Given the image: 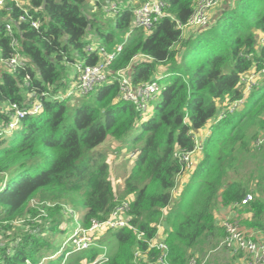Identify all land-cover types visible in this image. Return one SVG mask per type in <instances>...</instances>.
Instances as JSON below:
<instances>
[{
	"label": "trees",
	"instance_id": "trees-1",
	"mask_svg": "<svg viewBox=\"0 0 264 264\" xmlns=\"http://www.w3.org/2000/svg\"><path fill=\"white\" fill-rule=\"evenodd\" d=\"M114 2L117 13L108 9ZM166 2L167 15L151 31L133 28L135 6L129 0H96L100 14L117 17L110 30L103 29L101 18L86 14L91 0H28L26 7L41 20L38 29L20 20L24 12L17 7L0 12L2 57L14 53L1 21L6 18L14 24L19 53L27 61L26 69L15 73L0 64V221L5 223L0 229L10 230L15 221L37 216L34 200L81 202L80 221L87 227L93 219H107L120 199L131 197L128 213L137 231L108 230L99 241L109 257L103 264H153L160 251L150 249L149 242L157 236L166 208L169 258L186 264L193 256L204 259L219 246L226 236L220 210L228 211L252 193L244 209L254 216L233 218L246 225L248 233L261 231L264 236V170L254 151L258 138L264 137V75L246 98V87L240 84L252 68L260 71L264 66V42H259L264 0H226L208 26L187 38L177 22L187 23L198 0ZM92 34L109 52L123 44L110 66L111 78L86 96L63 97L77 65L101 60L97 51L86 49ZM121 69H129L137 86L160 77L148 116L119 99V84L112 75ZM242 98L244 104L231 111L230 105ZM36 101L42 104L39 113L21 119L12 133H3L14 114L12 104L24 108ZM207 131L191 179L175 198L183 166L175 153L193 151L197 133ZM130 138V173L118 199L108 152L97 148L111 139L121 155L120 146ZM242 168L247 170L243 173ZM63 223L59 204L38 220L25 221L15 244L10 241L0 249V264H41L46 255L59 251L54 242L56 234L67 231ZM137 252L142 255L138 263ZM103 253L92 247L72 254L66 264H89ZM63 262L64 257L54 261Z\"/></svg>",
	"mask_w": 264,
	"mask_h": 264
},
{
	"label": "built area",
	"instance_id": "built-area-1",
	"mask_svg": "<svg viewBox=\"0 0 264 264\" xmlns=\"http://www.w3.org/2000/svg\"><path fill=\"white\" fill-rule=\"evenodd\" d=\"M224 1L226 0H198L194 13L189 18L187 23L183 24L178 21L177 27L184 31L190 27L208 26L212 19V10L221 5ZM27 2L28 0H0V12L6 11L7 13H11V11L17 7L24 12V14L19 17L20 20L25 21L33 28L38 29L41 27V20L40 18L36 19L34 14L30 12L31 10L26 7ZM166 8V0H141L140 5L135 7L133 10V28H143L146 31H151L155 27L156 23L167 15ZM108 9L113 13H117V3H112ZM35 11H38V8H36ZM1 19V21L5 23L4 27L10 38L14 53L8 58L2 57L0 53V64H2L9 72L13 73L21 67L26 69L27 61L24 60L22 55L19 53L18 47H20V38L16 32L14 24L12 21H7L6 18ZM122 48L123 44H118L113 52H109L102 46L94 47L92 44H89L86 47L88 51H97L101 56V60L95 65L83 66L79 64L76 66L78 73L74 78L77 80L79 96H86L90 94L99 86L110 80V66L112 65L116 55L121 52ZM252 69L253 70L249 72L248 75L242 76L240 81V84L243 83L246 87L245 98L247 93H249L254 87L258 86L261 76L264 75V66L260 71H258L255 67ZM128 72L129 69H121L116 75H112V77L115 78L119 84V99L132 102L136 105V108L141 111L142 117H146L151 114L152 102L160 90V77L158 79H151L150 81L137 86L132 82ZM67 94L74 95V91L69 89ZM245 98L233 102L230 105L231 111L240 108L244 104ZM12 108L14 110V114H12L11 117L12 119L3 129V133L6 135L12 133L19 127L21 119L28 115H36L39 113L42 109V104L39 101H36L29 107L20 108L16 103H14L12 104ZM221 116H223V112L221 113ZM208 133L209 131H207L204 135L197 133L196 145L193 151H177L175 153L176 157H179L183 165L180 175L188 174L190 173V170L193 169L194 158L197 156L198 152L203 150V141L207 137ZM253 198L254 195L249 193L241 202L235 203L228 209V215L224 216V221L222 223L225 228L226 236L221 242V245L229 250L233 249L234 251L243 253L248 259V264H264V240L260 238L261 231L248 233L243 227H241L238 221L233 218V215L248 206ZM130 203V199L122 200L107 219L103 221L93 219L91 224L87 227H83L79 222H77L73 233L66 241V245L70 247L72 252H81L92 247L102 248L104 249V253L94 262L89 264H103L104 262H107L109 260L106 252L107 247L99 243L101 238L100 234L102 233L101 231L118 230L120 228H129L137 231V228L132 225V217L128 213ZM165 217L166 215L162 217L161 222L158 225L157 236L149 242L150 249H157L160 251L158 259L153 264H175L170 260L168 255L169 246L166 243L167 223ZM3 224L5 223L0 221V228ZM141 256L140 252L136 253V263L141 261ZM206 262V258L202 259L200 257L193 256L186 264H205ZM27 264L32 263L27 260Z\"/></svg>",
	"mask_w": 264,
	"mask_h": 264
},
{
	"label": "rangeland",
	"instance_id": "rangeland-1",
	"mask_svg": "<svg viewBox=\"0 0 264 264\" xmlns=\"http://www.w3.org/2000/svg\"><path fill=\"white\" fill-rule=\"evenodd\" d=\"M89 5V4H88ZM93 6L92 4L89 6H86L85 9H87L88 11H85L86 14H90V16H93L94 18L98 19L101 18V20L104 21V23L106 24L103 29L104 30H110L112 29V25L115 22L114 19H116V15L113 14H107L106 13H101L100 14V10L96 11L95 13L92 10ZM89 12V13H88ZM94 15H93V14ZM95 30V29H94ZM260 33V43L264 42V33L263 32H259ZM88 42L90 41V43L92 44H99L97 43V39L95 37H92L91 39H89V37L87 38ZM103 85V84H102ZM69 88L74 91V95L77 94L79 95L78 89H77V80L73 79L70 81V85H68ZM67 89V87H66ZM65 90V89H64ZM63 91V90H62ZM64 96L63 97H68V96H72L71 94L68 95L66 94V92H64ZM9 108V107H7ZM152 108V107H151ZM138 132V129L136 128L133 133L132 136L135 135ZM257 142V147H254V151L255 154L257 156V159L262 161L261 165H260V169L263 171L264 170V157L262 156V154L264 153L263 151V146L262 143L264 142V137H260L258 138ZM132 138L128 139L125 143H123L120 146V149L122 150V154L119 155L116 153L115 150V146L116 148L119 147V144L117 142L111 141V139H109V141L105 142L104 144H102L101 146H99L97 149H100L102 151H107L108 152V157H109V163L111 165V172H110V176L111 179L114 183V187L118 196V199L120 194L123 195V191H124V181L125 178L129 175L130 173V166L126 165V163H129L131 160L128 159V157L130 156V151L132 149ZM262 145V146H261ZM126 155V156H123ZM253 159V158H252ZM251 166H253V164H249ZM247 169H245L244 171H246ZM193 169L190 170V173L183 175L182 180L180 181H189L191 179V175ZM243 168H242V172L244 173ZM1 179V177H0ZM174 196L176 197L177 195L174 194ZM73 198L77 199V196H72V200ZM177 198V197H176ZM122 200H119V203ZM61 205L63 208V217H64V223H63V229H66V226L68 224H70L68 226V229L66 231V233L61 234V232H59L58 234H56L55 237V246L56 249L59 250L61 249L62 244L65 242L66 238H69L70 235L72 234V227L75 226L77 224V219L80 220L82 218V216L84 215V205L81 202H77L76 204H73V202H62V203H45V202H40L38 200H34L32 203V207L36 208L39 212V214L35 217H27L22 218L18 221H15L14 223H12V229H0V249L4 246H6V244L10 241L11 245H14L15 243L13 241L17 240V234L21 233L22 230H24L25 228H21L25 221H36L38 220L40 217L45 216L47 214V208H51V207H55L56 205ZM174 204H176V200L175 198L173 199L171 206H173ZM73 213L76 214V216H73ZM163 217L165 215H168V208L164 209L163 211ZM224 216L222 218H220V226L223 227V221H224ZM77 221V222H76ZM81 223V222H80ZM73 225V226H71ZM81 225L83 227L84 226L82 223ZM61 226V227H62ZM27 230V229H26ZM102 233L100 234L101 239L106 235L107 232H109L108 230H102ZM110 236V235H109ZM16 238V239H15ZM224 240V238L220 241L219 246L214 249L212 252L208 253L207 255H205L204 257L207 259V262L205 264H234V262H232V257L230 256V252L233 251L234 255H238L240 254V252L238 251H234L233 249H227L226 247L222 246L221 242ZM113 242V241H112ZM114 243V242H113ZM64 245V244H63ZM68 246H64L63 252H56L54 256H51L49 259V256L46 255L45 258L41 259V264H55L54 261H57V259L64 257V262L62 264H66V262L68 261V259L71 257L72 254H68L66 253ZM69 252V251H68ZM204 255V254H203ZM241 256V255H240ZM197 257V256H196ZM202 256H200L201 258Z\"/></svg>",
	"mask_w": 264,
	"mask_h": 264
},
{
	"label": "crops",
	"instance_id": "crops-1",
	"mask_svg": "<svg viewBox=\"0 0 264 264\" xmlns=\"http://www.w3.org/2000/svg\"><path fill=\"white\" fill-rule=\"evenodd\" d=\"M130 1V3H132L135 7H137V6H139L140 5V1L141 0H129ZM95 3H96V0H91V4H92V6H93V8H92V10H93V12L95 13L96 11H98L99 9L97 8V7H95ZM221 9H222V5H219V6H217L216 8H214L213 10H212V12H211V14H212V17H215L217 14H219L220 13V11H221ZM86 11H88L87 9H86ZM100 11H102V10H100ZM105 12V11H104ZM89 13V12H88ZM106 13V12H105ZM93 14V13H92ZM107 14H109V13H107ZM110 15V14H109ZM102 24L103 25H105V23H104V21H102ZM200 27H190V28H188V29H186V30H184L183 31V36L185 37V38H187V37H189V36H191L192 34H194V33H196L197 31H198V29H199ZM92 37H95L93 34L91 35ZM96 41H98V38H97V40ZM90 44H92V43H90ZM120 44V43H119ZM94 47H98V46H100V43L99 44H92ZM118 45V44H117ZM116 45V46H117ZM115 46V47H116ZM72 71V70H71ZM72 74H73V71H72ZM71 74V78L70 79H68V82H70L71 81V79L73 80V78L75 77V75L73 74L72 75ZM75 79V78H74ZM67 82V84H69ZM187 182L186 181H184V184H186ZM184 184L183 185H181V187H180V189H182V188H184ZM258 195H259V193H258ZM263 198H264V195H263ZM242 210V209H241ZM238 211V213H235L234 214V216L235 215H239V217H242V216H244V217H248V218H252L253 216H254V211H249L248 209H243L242 211ZM228 213V211H221L220 210V213L218 214V219H220V218H222L223 217V215L225 216L226 214ZM243 225V224H242ZM245 225V224H244ZM243 225V226H244ZM245 227H246V225L244 226V229H245ZM245 230H247V229H245ZM256 232H259V231H255V232H253V233H256ZM259 234V233H258ZM260 235V234H259ZM260 238L261 239H264V236L261 234V236H260ZM241 255V256H240ZM230 256L232 257V262H234V264H248V259H247V257L246 256H244V254L243 253H240L239 254V256L238 255H234V253L233 252H230Z\"/></svg>",
	"mask_w": 264,
	"mask_h": 264
},
{
	"label": "clouds",
	"instance_id": "clouds-1",
	"mask_svg": "<svg viewBox=\"0 0 264 264\" xmlns=\"http://www.w3.org/2000/svg\"><path fill=\"white\" fill-rule=\"evenodd\" d=\"M182 178H183V175L178 174V177H177V180H176V186H175V188H174V190H173V195L176 194V195H177L176 197H179L180 194H181V191H182V189H180L181 185L184 184V181H180V180H182ZM184 185H185V184H184ZM174 197H175V196H174ZM176 197H175V198H176ZM128 199L131 200V197L128 198ZM130 204H131V203H130ZM73 216L75 217L76 214L73 213ZM77 221H78L79 223L81 222V221L78 220V219H77ZM77 221H76V222H77ZM80 224H81V223H80ZM69 225H70V224H68V225L66 226V229H68V226H69ZM76 225H77V224H76ZM76 225H75V226H76ZM71 226H73V225H71ZM75 226L72 227V233H73V231H74V229H75ZM64 235H65V234H64ZM70 236H71V235H70ZM67 239H68V238H66V240H65V242H64V245L62 244L61 249H59L58 252L62 253V252H63V249H64V246H68V245H66V241H67ZM68 251H69V252H68ZM66 253H68V254L70 255V254H74V253H77V252H72V250H71L70 247L68 246ZM54 255H55V253H54L52 256H54ZM50 257H51V256H50ZM50 257H49V259H51Z\"/></svg>",
	"mask_w": 264,
	"mask_h": 264
}]
</instances>
